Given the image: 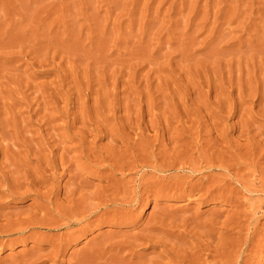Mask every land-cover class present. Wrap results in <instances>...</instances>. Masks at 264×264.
Returning <instances> with one entry per match:
<instances>
[{"label":"rangeland","instance_id":"rangeland-1","mask_svg":"<svg viewBox=\"0 0 264 264\" xmlns=\"http://www.w3.org/2000/svg\"><path fill=\"white\" fill-rule=\"evenodd\" d=\"M64 127L70 129L67 131ZM72 129L80 132L79 135ZM63 134L70 137L62 139ZM80 138L85 141L83 144ZM100 145V148L104 147L100 149ZM41 149L45 150L42 152ZM36 151L40 155L38 152L35 155ZM51 154L54 157L65 156L64 159L51 158ZM99 154H105L107 162L102 163L103 166L97 160L101 156ZM10 155L17 159L14 163L13 159L9 162ZM42 156L45 163L40 160ZM48 161L49 164L54 162L52 167H48ZM75 162L87 165V169L78 173L88 183V192L105 188L113 178L112 183L117 182L129 193L136 188L137 197L143 195L141 205L130 213H133V221L124 225L104 224L87 230L84 228L86 225L78 226L76 229L80 236L77 235L76 242L66 248L65 255L56 262L44 261V264L75 263V256L82 249L89 246V251L92 247L95 249L103 241L102 236L109 234L114 238L108 240L111 241L110 246L107 241L102 242L106 243L103 264H108L106 262H110L112 255L117 253L113 250L115 243L125 238V241H132L142 231V235L149 236L153 232L152 225H158L155 228L160 230L163 227L164 230L169 229L163 240L160 232L152 234L159 235V240L155 239L157 243L162 241L161 245L154 248L146 245L144 248L135 243L139 249L135 248L136 255L134 258L129 256L128 262L140 259L146 264H155V260L161 262L163 260L158 259V253L166 244L170 246L167 245V249H176L181 243L185 248L189 238L208 242H212L213 236L225 238L226 229L235 228L227 222L238 217L232 203H238L239 199L242 203L244 199L246 202L242 209L246 211L250 201H264L261 193L264 188V0H0V169H3L0 174L11 178L16 172L23 174L29 169L41 172L58 165L56 174H61L56 176L57 197L63 200L74 182L71 171L78 169ZM92 164L96 167H89ZM59 166L64 167L67 173ZM194 170L198 171L197 174ZM255 172L261 174L253 176ZM169 176H175L176 181L172 178L171 181ZM229 176L232 179L229 180ZM208 179L213 184L208 183ZM235 180L240 181L239 185ZM180 181L187 186L186 192L194 184L204 183L198 195H206L205 199L172 196L176 187L184 190ZM126 184L129 187L124 186ZM241 184H244V190ZM171 188L173 192H170ZM248 188L249 191L253 189V194L251 191L248 193ZM154 189L165 194L155 198ZM149 190L153 191L152 194ZM5 191L0 182L2 214H19L38 206L33 197L15 199ZM227 191L235 192L230 195ZM218 194L223 195L222 201L213 199ZM126 204L121 208L127 207ZM110 210L108 215L114 216L116 210ZM119 211L116 215L123 213ZM241 220L244 222L246 219L242 217ZM261 220L250 242L252 246H258L261 255L249 264H264L261 258L264 260V219ZM163 222L165 224L162 225ZM222 223L229 227L224 228ZM4 224L0 222L1 226ZM235 231L233 235L228 233L235 243L243 242L248 236L245 231L240 233L238 228ZM41 248L49 246L36 242L0 246V264H18L22 254ZM122 255L128 257L126 251H122Z\"/></svg>","mask_w":264,"mask_h":264},{"label":"bare ground","instance_id":"bare-ground-1","mask_svg":"<svg viewBox=\"0 0 264 264\" xmlns=\"http://www.w3.org/2000/svg\"><path fill=\"white\" fill-rule=\"evenodd\" d=\"M69 124V123H68ZM73 124V123H72ZM65 126V125H64ZM69 126H71V125H68V127ZM84 126H85V124H84ZM84 126H83V128H84ZM90 126V125H89ZM61 127V126H60ZM63 127V126H62ZM86 127V126H85ZM92 127V126H91ZM53 128V127H52ZM56 128L57 127H55V129L54 130H56ZM59 128V127H58ZM65 128V130H67L66 128L67 127H64ZM64 128L62 129V130H64ZM73 128V127H72ZM90 128V127H89ZM70 129V128H69ZM68 129V130H69ZM75 129V128H74ZM74 129H72V130H74ZM54 130H52V131H54ZM58 130H60V128L58 129ZM57 130V131H58ZM67 130V131H68ZM86 130H88V129H86ZM74 131H76V130H74ZM74 131H73V133H74ZM55 132V131H54ZM65 132V131H64ZM70 132V131H69ZM98 132V131H97ZM68 133V132H67ZM72 133V132H71ZM70 133V134H71ZM76 133H77V131H76ZM75 133V134H76ZM79 133L80 132H78L77 134L79 135ZM69 134V133H68ZM77 134H76V136H77ZM83 134V133H82ZM85 134H86V132H85ZM54 135V134H53ZM62 135V134H61ZM61 135H60V137H61ZM101 135V134H100ZM52 136V135H51ZM50 136V137H51ZM58 137H59V135H57ZM63 136H64V134H63ZM72 136V135H71ZM83 136V135H82ZM93 136H95V135H93ZM99 136V135H98ZM53 137V136H52ZM65 137H67V135H65L64 137H62V139L63 138H65ZM70 137V136H69ZM69 137H67V138H69ZM73 137V136H72ZM79 137V136H78ZM85 137V136H84ZM103 137V136H102ZM102 137H101V139H102ZM54 138V137H53ZM55 138H56V136H55ZM67 138H65V139H67ZM76 139H78L79 140V138H77V137H75ZM74 138V139H75ZM86 138V137H85ZM88 138H89V136H88ZM61 138H59L58 140H60ZM74 139H73V141H74ZM54 140V139H53ZM57 140V139H56ZM55 140V141H56ZM68 140H70V139H68ZM67 140V141H68ZM72 140V139H71ZM80 140H81V138H80ZM46 141V140H45ZM44 141V142H45ZM62 141V140H61ZM64 141L65 140H63V143H64ZM77 141V140H76ZM87 141V140H86ZM43 142V141H42ZM57 142V141H56ZM79 142V141H78ZM85 141L82 139L81 140V142L80 143H84ZM95 142V141H94ZM46 143H48V139H47V141H46ZM53 143H55L54 141H53ZM88 143V142H87ZM98 143H100V142H98ZM97 143V144H98ZM41 144H43V143H41ZM40 144V145H41ZM93 144V143H92ZM96 144V145H97ZM43 145H45V143L43 144ZM48 145V144H47ZM46 145V146H47ZM51 145V144H50ZM78 145H80L79 143H78ZM59 146V145H58ZM91 146V145H90ZM103 146V145H102ZM43 147V146H42ZM48 147H50V146H48ZM80 147V146H79ZM83 147V146H82ZM93 147H94V145H93ZM101 147V145L99 146V148ZM104 147V146H103ZM102 147V148H103ZM45 148V147H44ZM56 148H58V147H56ZM63 148V147H62ZM75 148H78V147H75ZM81 148V147H80ZM95 148H96V146H95ZM102 148H100V149H102ZM35 149H37V148H35ZM59 149V148H58ZM57 149V150H58ZM82 149V148H81ZM80 149V150H81ZM83 149H84V147H83ZM87 149V148H86ZM94 149V148H93ZM97 149V148H96ZM105 149V148H104ZM212 149V148H211ZM38 150V149H37ZM39 150H40V148H39ZM42 150V149H41ZM43 150H45V149H43ZM43 150H42V152H43ZM52 150H54L55 151V149H52ZM56 150V151H57ZM60 150V149H59ZM63 150H65V152H66V149H63ZM69 150V149H68ZM72 150V149H71ZM78 150V149H77ZM79 150V151H80ZM88 150V149H87ZM89 150H90V147H89ZM98 150V149H97ZM210 150V149H209ZM28 151V150H27ZM26 151V152H27ZM32 151V150H31ZM70 151V150H69ZM68 151V152H69ZM76 151V150H75ZM79 151H77V152H79ZM90 151H93V150H90ZM95 151V150H94ZM93 151V153L95 154L96 152H94ZM203 151V150H202ZM37 152L38 151H36V153H35V155H37ZM41 152V153H42ZM53 152V151H52ZM52 152H50V153H52ZM62 152H64V151H62ZM64 152V153H65ZM68 152H67V154H68ZM89 152V151H88ZM199 152V151H198ZM209 152V151H208ZM28 153H29V151H28ZM27 153V154H28ZM32 153V152H31ZM39 153V155H40V152H38ZM56 153V152H55ZM76 153V152H75ZM79 153H81V152H79ZM92 153V152H91ZM91 153H90V155H91ZM103 153H105V151L103 150ZM187 153V152H186ZM194 153V152H193ZM231 153V152H230ZM16 154V153H15ZM30 154V153H29ZM28 154V155H29ZM33 154H34V151H33ZM85 154H86V152H85ZM101 154H102V150H101ZM101 154H99V155H101ZM106 154V153H105ZM105 154H103V155H105ZM189 154V153H188ZM203 154H205V153H203ZM214 154V153H213ZM212 154V155H213ZM35 155H33L34 157H35ZM42 155H44V154H42ZM52 156H51V158L52 157H54L53 156V154H51ZM54 155H57V154H54ZM96 156H97V154H95ZM103 155H101V156H98L97 158V160H99L100 162H101V164L103 163L104 164V162L106 161V157H104ZM181 155V154H180ZM201 155V154H200ZM210 155V154H209ZM216 155V154H215ZM222 155V154H221ZM11 156V155H10ZM16 156V155H15ZM20 156V155H19ZM63 156H65L64 154H62V156H56V157H62V159H64L63 158ZM67 156V155H66ZM78 156V155H77ZM85 155H83V157H84ZM92 156H93V154H92ZM95 156V157H96ZM207 156V155H206ZM235 156V155H234ZM6 157H8V156H6ZM12 158H9V162H10V160H12L13 159V162L12 163H14V161H16L17 159H14L13 158V156H11ZM25 157V156H24ZM27 157V156H26ZM25 157V158H26ZM29 157V156H28ZM27 157V158H28ZM31 157V156H30ZM34 157H33V160H34ZM37 157V156H36ZM35 157V158H36ZM45 157H47L46 155H45ZM56 157H54V158H56ZM95 157H93V159L95 158ZM167 157V156H166ZM180 157V156H179ZM186 157H187V155H186ZM185 157V158H186ZM228 157H229V155H228ZM41 158V157H40ZM59 158L57 159V160H59ZM73 158H75V157H73ZM79 158H81V157H79ZM85 158V157H84ZM91 158V157H90ZM147 158H149V157H147ZM154 158V157H153ZM156 158V157H155ZM203 158V157H202ZM211 158V157H210ZM217 158V157H216ZM232 158V157H231ZM235 158H237V157H235ZM234 158V159H235ZM6 159V158H5ZM37 159V158H36ZM46 159V158H45ZM48 159V158H47ZM46 159V160H47ZM62 159H60V160H62ZM65 159H68V158H66L65 157ZM156 159H159V158H156ZM166 159V158H165ZM179 159V158H178ZM190 159V158H189ZM189 159H188V161H189ZM199 159L201 160V157H199ZM205 159V158H204ZM207 159V158H206ZM209 159V158H208ZM212 159H213V157H212ZM219 159V158H218ZM25 160V159H24ZM26 160H28V159H26ZM32 160V161H33ZM40 160H42V161H44V163H45V160H44V158H43V156H42V159H40ZM74 161H76L75 159H73ZM73 160L71 161V162H73ZM77 160H78V157H77ZM108 160V159H107ZM146 160V159H145ZM150 160V159H149ZM148 160V161H149ZM161 160V159H160ZM173 160H174V158H173ZM182 160V159H181ZM7 161V160H6ZM35 161V160H34ZM38 161V160H37ZM36 161V162H37ZM51 161V160H50ZM52 161H53V159H52ZM80 160H78V162H79ZM81 161L82 162H84L83 161V159L81 158ZM89 159H88V163H89ZM92 161V160H91ZM109 161V160H108ZM155 161V160H154ZM153 161V162H154ZM159 161V160H158ZM176 161H177V157H176ZM175 161V162H176ZM202 161V160H201ZM208 161V160H207ZM212 161H214V160H212ZM231 161V160H230ZM236 161V160H235ZM8 162V164H10L11 165V163H9ZM47 162V161H46ZM54 162H55V160H54ZM53 162V163H54ZM57 162V161H56ZM55 162V163H56ZM62 162V161H61ZM64 162V161H63ZM62 162V163H63ZM86 162V161H85ZM95 162H96V160H95ZM95 162H93V163H95ZM107 162V161H106ZM105 162V163H106ZM155 162H157V161H155ZM182 162V161H181ZM181 162H179V163H181ZM183 162H184V159H183ZM197 162V161H196ZM204 162V161H203ZM205 162H206V160H205ZM210 162V161H209ZM224 162V161H223ZM3 163V162H2ZM4 163H5V161H4ZM37 163H39V161L37 162ZM36 163V164H37ZM42 162H40V164H41ZM52 162L49 164V161H48V164H49V166L48 167H50L52 164H53ZM68 163V162H67ZM69 163H70V158H69ZM74 163V162H73ZM76 163V162H75ZM97 163V162H96ZM145 163V162H144ZM151 163V162H150ZM149 163V165L150 166H152L151 164ZM178 163V164H179ZM186 163V162H185ZM187 163H190V162H187ZM193 163V162H192ZM208 163V162H207ZM215 163H216V161H215ZM218 163H219V161H218ZM221 163V162H220ZM246 163H248V162H246ZM255 163V162H254ZM65 164H66V162H65ZM64 164V165H65ZM77 164V163H76ZM103 164L101 165V166H103ZM153 164V163H152ZM168 164V163H167ZM213 164H214V162H213ZM227 164V163H226ZM251 164V163H250ZM2 165V164H1ZM16 165V164H15ZM15 165H13V166H15ZM44 165V164H43ZM55 165V164H54ZM69 165V164H68ZM67 165V167H69ZM71 165V164H70ZM78 165V164H77ZM94 165H96V164H92L91 166H89V167H93ZM97 165H98V163H97ZM99 165H100V163H99ZM105 165H107V164H105ZM127 165V164H126ZM145 165V164H144ZM146 165H147V163H146ZM153 165H155V164H153ZM157 165H158V162H157ZM171 165V164H170ZM176 165H177V163H176ZM181 165H182V163H181ZM194 165V164H193ZM209 165V164H208ZM229 165V164H228ZM227 165V166H228ZM243 165V164H242ZM246 165V164H245ZM249 165V164H248ZM252 165V164H251ZM3 166V165H2ZM5 166H6V164H5ZM42 166V165H41ZM47 166V165H46ZM58 165H55V166H53V168H51V169H49V170H43V171H37L36 169H31L32 171H30V169H29V172L28 171H24V173L23 174H20V172H16L15 173V176L14 177H12L11 176V178H7V177H4V176H2L1 174H0V182L3 184V187L5 186V189H6V191L5 192H7L8 194H9V196L10 197H12V198H15V199H19V198H21V197H23V196H29V197H33L34 199H35V202H37L36 203V205H38L37 206V208H35V209H28V210H26L25 212H23V213H19V214H11V213H9L10 215H5V214H2V213H0V222L2 223V222H4L5 224L4 225H0V246H10V247H13V245H15V244H17V243H19V242H24V244H30V242L31 243H33V242H36L37 244H43V245H48L49 246V248H47V249H43V248H41V250H29V251H27L26 252V254L24 253V254H22V256H21V259H20V261H18L19 263L18 264H42L44 261H48V262H50V261H52V262H56L58 259H60L61 257H63L64 255H65V253H66V248L67 247H69V246H71V244H73V242H76V240H77V235H79L78 233H79V231H77V229H79V228H77L78 226H80V225H82V227H84L85 225V230H87L88 228H90V227H95V226H103L104 224H112V226L113 225H124L126 222H128V221H133V219H131L132 218V214H130L131 212H133V208H135L136 206H138L140 203H141V200H142V197H143V195H141L142 197H137V195L138 194H136L134 191H136V188H135V190L132 192V193H129L128 192V189L126 190V188L125 189H123V187L121 188L118 184H117V182H116V184L115 183H112L111 181H112V179H111V181H110V185L108 184V186H106L105 188H102V189H99L98 190V188H97V191H94V192H88L89 191V186H88V188L86 189V187H87V182H84V179H82V176H80V173H78V171L80 170H84L85 168H86V166L87 165H84L83 163H82V165H78V169H76L75 171H71L70 169H71V167H72V165L69 167L70 169H68V170H70L71 172H72V175H73V177H72V179H74L73 181L74 182H72V184H71V187H69V190H67V193H65V195H64V198H63V200L61 199V200H59L58 199V191H57V186H56V176H59L60 174H61V172H59L58 174H56L57 173V170H58V167H57ZM73 166H75V165H73ZM142 166V165H141ZM166 166V165H165ZM164 166V167H165ZM174 166V165H173ZM178 166V165H177ZM184 166V165H183ZM181 167V168H184L185 169V167ZM186 166H188V164L186 165ZM190 166V165H189ZM204 166L206 167V165L204 164ZM211 166H213L212 164H211ZM215 166V165H214ZM214 166H213V168H214ZM222 166V165H221ZM225 166V165H224ZM231 166V165H230ZM253 166H255V165H253ZM7 167V166H6ZM12 167V166H11ZM15 167H17V165L15 166ZM45 167V166H44ZM48 167H47V169H48ZM52 167V166H51ZM60 167V170L62 171V169L61 168H63V170H64V172H66V169H64V167H66V165L64 166V167H62V166H59ZM76 167V166H75ZM74 167V168H75ZM89 167H88V169H89ZM94 167H96V166H94ZM98 167H100V166H98ZM112 167V166H111ZM157 167V166H156ZM159 167H162V166H160L159 165ZM169 167V166H168ZM172 167V166H171ZM198 167V169L199 168H201L200 166H197ZM219 167V166H218ZM217 167V168H218ZM231 167H233V166H231ZM230 167V168H231ZM245 167V166H244ZM248 167V166H247ZM256 167V166H255ZM25 169H27V167H24ZM73 168V167H72ZM77 168V167H76ZM101 168V167H100ZM99 168V169H100ZM103 168V167H102ZM125 168V167H124ZM130 168H131V166H130ZM144 168V167H143ZM146 168V167H145ZM147 168H150V167H148L147 166ZM154 168V167H153ZM153 168H151V169H153ZM176 168V167H175ZM190 168H192L193 169V167H190ZM207 168H209V167H207ZM212 168V167H211ZM215 168H216V166H215ZM221 168H224V170H225V167H221ZM235 168V167H234ZM249 168V167H248ZM252 168V167H251ZM20 169V168H19ZM40 169V166H38V170ZM43 169V167H41V170ZM87 169V168H86ZM91 169V168H90ZM89 169V170H90ZM93 169V168H92ZM95 169H97V168H95ZM112 169H114V167H112ZM121 169V168H120ZM123 169V168H122ZM156 169V168H155ZM155 169H153V170H155ZM159 169V168H158ZM197 168H195V170H196ZM201 169H203V167L201 168ZM200 169V170H201ZM237 169V168H236ZM247 169V168H246ZM250 169V168H249ZM252 169H254V168H252ZM1 170H3V169H0V172H1ZM53 171V173H49V172H52ZM124 170V169H123ZM122 170V171H123ZM133 170V169H132ZM135 170V169H134ZM161 170H163V168L161 169ZM166 170V169H165ZM168 170H170V169H168ZM179 170V169H178ZM186 170V169H185ZM189 171H190V169H188ZM187 170V171H188ZM194 170V173L196 172V174H197V172L198 171H195ZM70 171H68V172H70ZM86 171V170H85ZM116 171V170H115ZM114 171V172H115ZM118 171V170H117ZM157 171V170H156ZM155 171V172H156ZM206 171H207V169H206ZM213 171V170H212ZM211 171V172H212ZM226 171H227V168H226ZM257 171H259L258 169H257ZM256 171V172H257ZM14 172V171H13ZM70 172V173H71ZM119 172V171H118ZM149 172V171H148ZM162 172V171H161ZM191 172H193V171H191ZM200 172V171H199ZM202 172V171H201ZM203 172H204V170H203ZM209 172V171H208ZM233 171H231V173H232ZM252 173L253 174V176H254V174H255V176L256 175H258V173H260V172H258V173ZM63 173V172H62ZM67 173V172H66ZM151 173V172H150ZM159 173V172H158ZM207 173V172H206ZM213 173V172H212ZM229 173V172H228ZM7 174V173H6ZM14 174V173H13ZM48 174H50L49 176H48ZM163 174V173H162ZM233 174V173H232ZM238 174V173H237ZM261 174V173H260ZM179 175V174H178ZM178 175H177V177L176 178H178ZM193 175V174H192ZM233 175H235V173L233 174ZM68 176V175H67ZM210 176V175H209ZM227 176H228V174H227ZM239 177H240V175H238ZM175 178V176H169V178L171 179H173L174 180V178ZM188 177H190V176H188ZM205 177H208V176H205ZM215 177V176H214ZM226 177V176H225ZM234 177V176H233ZM241 177H242V175H241ZM209 178V177H208ZM216 178V177H215ZM228 177H226L225 179H227ZM71 179V178H70ZM141 179V178H140ZM167 180H169L168 179V177L166 178ZM171 179V181H173ZM205 178H203L202 180H204ZM210 179V178H209ZM208 179V180H209ZM212 179V178H211ZM230 179H232L230 176H229V180ZM234 179V178H233ZM240 179V181H241V178H239ZM242 179H243V177H242ZM258 179V178H257ZM110 180V179H109ZM144 180V179H143ZM143 180L142 181H140V182H143ZM178 180V179H177ZM186 180H188V179H186ZM201 180V179H200ZM201 180V181H202ZM213 180V179H212ZM215 180H217V178L215 179ZM238 180V179H237ZM262 180V179H261ZM260 180V181H261ZM114 181H115V179H114ZM139 181V180H138ZM174 181H176V179L174 180ZM206 181H207V179H206ZM210 181V180H209ZM220 181V180H219ZM222 181H224V180H222ZM227 181V180H226ZM236 181V180H235ZM239 181V182H240ZM139 182V183H140ZM145 182V181H144ZM181 182V181H180ZM217 182V181H216ZM228 182V181H227ZM232 182V181H231ZM233 182H234V180H233ZM236 182H238V181H236ZM239 182L237 183L238 185H239ZM243 182V181H242ZM241 182V183H242ZM87 183V184H86ZM112 183V184H111ZM155 183V182H154ZM171 183V182H170ZM182 183V182H181ZM181 183H179V185H180V187H181ZM199 183V182H198ZM202 183V182H201ZM201 183H199V186L201 187H199V186H196V184H194V186H191V190L189 191L188 190V192H186L185 190L187 189L184 185H183V183H182V185L185 187L184 188V190L182 189H177V187H176V193H172L171 195L173 196L174 194H177L176 196H178V197H180V198H183V199H190L191 200V198H196L197 196H198V198H200L201 200L203 199H205V197H206V195H202V193H201V195H198V194H200V192L202 191V189L204 188V183L203 184H201ZM208 183H211V181L210 182H208ZM220 183V182H219ZM222 183V182H221ZM220 183V184H221ZM226 183V182H225ZM247 183H251V184H253L252 182H247ZM255 184H256V182H254ZM263 183V182H262ZM128 184H130V183H128ZM141 184V183H140ZM148 184H149V182H148ZM153 183H151V185H152ZM174 184V183H173ZM172 184V186H173V188H174V185ZM176 184V183H175ZM185 184V183H184ZM211 184H213V181H212V183ZM218 184V182L216 183V185ZM223 184V183H222ZM259 184H261V182L259 183ZM258 184V185H259ZM58 185V184H57ZM150 185V184H149ZM155 184H153V186H154ZM157 185V184H156ZM178 185V184H177ZM178 185V186H179ZM188 185H190V184H188ZM242 185H244V184H241V186ZM248 185V184H247ZM254 185V184H253ZM27 187L23 192H20V190H22L24 187ZM122 186V185H121ZM124 186H127V184L126 185H124ZM138 186H139V184H138ZM141 186V185H140ZM144 186V185H143ZM148 186V185H147ZM159 186V185H158ZM157 186V187H158ZM172 186H170V187H172ZM206 186V185H205ZM210 186H213V185H210ZM215 186V185H214ZM213 186V187H214ZM246 186V185H245ZM255 186H257V184L255 185ZM262 186V185H261ZM264 186V185H263ZM127 187H129V185L127 186ZM145 187V186H144ZM150 187H152V186H149V188ZM203 187V188H202ZM249 187V186H248ZM65 188V187H64ZM139 188H141V187H139ZM143 188V187H142ZM169 188V187H168ZM167 187H166V189H168ZM173 188H171V190L173 189ZM242 188H243V190H244V187L242 186ZM250 188V187H249ZM249 188L247 189V191H248V193L251 191H249ZM132 189H134V188H132ZM152 189H153V187H152ZM165 189V188H164ZM188 189H190V186H189V188ZM211 189V188H210ZM245 189H246V187H245ZM261 189V188H260ZM258 190V191H261V190ZM13 190H16V191H13ZM88 190V191H87ZM94 190V189H93ZM92 190V191H93ZM130 190V189H129ZM138 190V189H137ZM141 190V189H140ZM146 190H148V189H146ZM161 190V189H160ZM162 190H163V188H162ZM169 190V189H168ZM204 190H206V189H204ZM234 190V189H233ZM150 191V193H151V191L152 190H149ZM157 191H159V190H157ZM165 191H167V190H165ZM174 191H175V189H174ZM240 191V190H239ZM242 191V190H241ZM246 191V190H245ZM252 191H253V189H252ZM250 192V193H252L253 194V192ZM258 191H257V193H258ZM139 192V191H138ZM153 192V191H152ZM154 192H155V189H154ZM170 192H173V190L172 191H170ZM228 192V191H227ZM233 192H235V191H233ZM233 192H230L231 194L233 193ZM150 193H148V196H149V194ZM161 193H164L165 194V192H163V191H161ZM160 191L159 192H155V193H153L154 194V196H155V198H157L160 194ZM204 193V192H203ZM213 193V192H212ZM211 193V194H212ZM229 193V192H228ZM229 193V194H230ZM247 193V192H246ZM261 193L264 195V188L262 189V191H261ZM136 194V195H135ZM141 194V193H140ZM143 194V193H142ZM152 194V193H151ZM170 194V193H169ZM208 194V193H207ZM209 194H210V192H209ZM230 194V195H231ZM234 194V193H233ZM236 194V193H235ZM135 195V196H134ZM145 196L144 197H146V194H144ZM163 195V194H162ZM168 195V194H167ZM166 195V196H167ZM219 195V194H218ZM245 195V194H244ZM161 196V195H160ZM170 196V195H169ZM210 197L211 196H214V195H209ZM220 196V197H219ZM219 196H215V197H213V199L214 198H217V199H219V200H223L224 199V197H223V195L221 196V195H219ZM227 196V195H226ZM233 196V195H232ZM236 196H237V194H236ZM258 196H259V194H258ZM262 196V195H261ZM234 197V196H233ZM148 198V197H147ZM177 198V197H176ZM223 198V199H222ZM229 198H230V196H229ZM197 199V198H196ZM207 199V198H206ZM226 199H228V198H226ZM248 199V198H247ZM193 200V199H192ZM195 200V199H194ZM202 200V201H203ZM233 200V199H232ZM232 200H230V202L232 201ZM244 200V199H243ZM242 200V203H240L239 201H240V199H239V201H237L238 203H232V205H234V209L236 210V215L238 216V217H234V218H232V220H229V222H227L229 225L230 224H233V226H235V228L233 227V229L231 230V229H226V233H224L225 235H226V237L224 238V237H216V238H214V236H213V240H215V241H217V242H215V241H213L212 239V242H208V241H205L204 239H201V238H199V239H194V238H189V241H187V243L185 242V248L184 247H182V246H184V245H181L180 244V246H178V247H175L176 249H167L166 248V246L168 245V244H166L165 246H164V248H162V252L161 253H158L159 255V258L158 259H162L163 261H161V262H156V260L154 261V263L155 264H249V263H252L253 261H255V259L258 257V255H261V251H260V249L258 248V246H252L251 245V241H252V239H251V236L255 233L254 231L256 230V228L261 224V219H264V201H261V200H259L260 202H255V201H250V203L248 202V200H247V202L249 203L248 205H249V207H248V209L246 210V211H244L242 208H244V206H245V202ZM220 201V202H221ZM143 202H144V200H143ZM219 202V201H218ZM229 202V201H228ZM127 203V204H126ZM244 203V204H243ZM122 204H126V205H128L127 207H122V208H124V209H122L121 208V206H123ZM143 204V203H142ZM145 204V203H144ZM141 205V204H140ZM248 205H246V206H248ZM233 207V206H232ZM111 208H114V210H116V214H118L117 213V211L118 210H122L121 212H123L122 214L120 213V211H119V213L121 214H119V215H116V214H114V216H109L108 215V213L109 212H111ZM110 210V211H109ZM136 210V209H135ZM109 211V212H108ZM232 212H234V211H232ZM16 213H18V212H16ZM161 214H163V213H161ZM234 214V215H235ZM131 215V216H130ZM166 215V214H165ZM109 216V217H108ZM163 216V215H162ZM166 217V216H165ZM231 217H233V216H231ZM243 217V218H245L246 220L243 222L242 220H241V218ZM159 218V217H158ZM168 218V217H167ZM216 218V217H215ZM228 218V217H227ZM230 218V217H229ZM153 219V218H152ZM90 220H94V221H90ZM156 220V219H155ZM164 220V219H163ZM175 220V219H174ZM173 220V221H174ZM152 222H155L154 220H151ZM150 221V222H151ZM183 221V220H182ZM185 221V220H184ZM196 221H199V220H196ZM216 221V220H215ZM214 221V222H215ZM223 221H225V220H223ZM86 222H91L89 225H87V224H85ZM157 223H161V221H156ZM172 222V221H171ZM176 222V221H175ZM186 222V221H185ZM209 222V221H208ZM214 222H212V223H214ZM225 222V223H226ZM130 223H132V222H130ZM129 223V224H130ZM167 223V222H166ZM195 223H198V222H195ZM206 223V222H205ZM243 223H245V224H243ZM248 223V224H247ZM128 224V223H127ZM128 224V225H129ZM150 224V223H149ZM153 224H156V223H153ZM163 224H165L164 222L162 223V225ZM176 224V223H175ZM183 224H184V222H183ZM188 224V223H187ZM216 224H217V221H216ZM216 224H214L215 226H217ZM222 224H224V223H222ZM228 224H226V226H228ZM84 225V226H83ZM157 225V224H156ZM159 225H161V224H159ZM161 225V226H162ZM169 225V224H168ZM198 225H199V223H198ZM207 225V224H206ZM148 226V225H147ZM146 226V227H147ZM177 226V225H176ZM195 224H194V228H195ZM205 226V225H204ZM208 226H210V225H208ZM215 226H214V228H215ZM218 226H219V223H218ZM223 226H225V224L223 225ZM226 226L224 227V228H226ZM109 227H111V225H109ZM109 227H107V228H109ZM154 227V228H153ZM155 227H158V225L157 226H155V225H152V229H151V232L152 233H150L151 235H149L148 236V234L147 235H142L143 234V231L141 232L142 234L141 235H136L133 239H132V241H129L128 239L125 241V239H123L124 241H120V242H117V243H115L114 244V246L113 245H111V247H109L110 245H109V243L111 242V241H109L108 242V240L110 239V238H112L109 234L108 235H103L102 236V238H103V241L105 242V241H107L108 243V247L111 249L112 248V246L114 247L113 248V250L115 251L116 250V252L117 253H114V251H112V253H114V256L112 255V258L110 259V262L112 263V264H146L145 262H143V259H140V261L138 260V262H128V260H126V259H128L129 258V256H133V258H134V256L136 255V253L134 252V250H135V248H136V250L137 249H139L138 248V246H136L135 245V243H140V245L139 246H141V247H146V245L147 246H151V247H157V246H159V245H161V242L159 243H157V239H158V237H159V235L161 234V236H163L164 234H166L167 235V233H168V230H167V228L164 230V227L162 228L163 230H160V228H155ZM160 227V226H159ZM165 227H167L166 225H165ZM185 227V226H184ZM207 227V226H206ZM229 227V226H228ZM231 227V226H230ZM263 227H264V223H263ZM77 228V229H76ZM149 228H150V226H149ZM149 228H147L148 229V231H149ZM202 228V227H201ZM200 228V229H201ZM213 228V229H214ZM236 228H238V229H240V233L242 232H247V238L245 237V239H243L242 241L243 242H239V243H235V242H233V240L230 238V236H228L229 234L228 233H232V235H233V231H235V229ZM147 229H145L144 231H147ZM177 229V228H176ZM197 229H198V227H197ZM262 229V228H261ZM80 230H81V232H80V234L83 232L82 231V229L80 228ZM112 230V229H111ZM167 230V231H166ZM170 230H171V228H170ZM173 230V229H172ZM210 230V229H209ZM211 230H212V227H211ZM221 230H222V228H221ZM225 230V229H224ZM232 231V232H229V231ZM147 231V232H148ZM156 231V232H155ZM157 231L158 232H160L159 233V235H152L154 232L155 233H157ZM166 231V232H165ZM205 231L206 232H210V231H207L206 229H205ZM213 231V230H212ZM260 231V230H259ZM78 232V233H77ZM85 232V231H84ZM171 232V231H170ZM197 232V231H196ZM206 232H205V234H206ZM217 232H219V231H217ZM222 233H223V231H221ZM221 232L219 233V235L221 236ZM238 231H237V233H239ZM172 233V232H171ZM171 233H169V235L171 234ZM214 233H216V232H213V234ZM235 233H236V231H235ZM234 233V234H235ZM158 234V233H157ZM173 234V233H172ZM174 234H175V232H174ZM173 234V235H174ZM184 234H186V233H184ZM191 234H192V231H191ZM210 234H212V232H210ZM210 234L208 233L207 235H209L210 236ZM224 234H222V235H224ZM197 235V234H196ZM200 235H201V233H200ZM206 235V236H207ZM216 235V234H215ZM224 235V236H225ZM242 235V234H241ZM80 236V235H79ZM187 236H190V235H187ZM195 236V235H194ZM199 236V235H198ZM202 236H204L203 234H202ZM212 236V235H211ZM114 237V236H113ZM120 237V236H119ZM128 237H130V236H128ZM127 237V238H128ZM169 237V236H168ZM173 237V236H172ZM182 237V236H181ZM200 237V236H199ZM205 237V236H204ZM203 237V238H204ZM250 237V238H249ZM253 237V236H252ZM155 238H157V239H155ZM160 238H162V240H163V238H164V236L163 237H160ZM207 238V237H206ZM212 238V237H211ZM242 238V237H241ZM241 238H239V239H241ZM112 239H114V238H112ZM153 239H155L156 240V242L153 240ZM182 239V238H181ZM187 239H188V237H187ZM209 239H210V237H209ZM159 240V239H158ZM183 240H185L184 238H183ZM183 240H181V241H183ZM234 240H237V239H234ZM256 240V239H255ZM102 241V240H101ZM100 241V242H101ZM102 241V242H103ZM117 241H118V239H117ZM154 241V242H153ZM167 241V240H166ZM238 241V240H237ZM100 243L99 245H97L96 246V250L92 247V250H90V251H92V252H90L89 251V248H91L90 246H89V248L88 247H86L85 249L86 250H84V249H82L80 252L81 253H79L78 255H76L75 256V259H74V261H75V263L76 264H97V263H100V264H103V255L104 256H106L105 255V246H106V243ZM169 242H171V241H169ZM183 242V243H184ZM189 242V243H188ZM215 242V243H214ZM258 242V241H257ZM256 242V243H257ZM163 243H165V241H163ZM168 243V242H167ZM253 243V242H252ZM112 244H113V242H112ZM170 244V243H169ZM178 244V243H177ZM169 246V245H168ZM172 246V245H171ZM175 246H176V244H175ZM250 246L252 247L251 249H250ZM95 247V246H94ZM140 247V248H141ZM144 247V248H145ZM170 247V246H169ZM173 247V246H172ZM171 247V248H172ZM260 247V246H259ZM87 248H88V250H87ZM107 248V247H106ZM94 249V250H93ZM156 249V248H155ZM154 249V250H155ZM159 249V248H158ZM164 249V250H163ZM84 250V251H83ZM135 250V251H136ZM161 250V249H160ZM83 251V252H82ZM122 251H126L127 252V255H128V257L127 258H125V256H121V253H122ZM95 252V253H94ZM111 252V251H110ZM109 252V253H110ZM124 253V252H123ZM111 254V253H110ZM20 257V256H19ZM109 257V256H108ZM131 258V257H130ZM262 258V262H264V260H263V257H261ZM108 259V258H107ZM139 259V258H138ZM257 259H259V258H257ZM142 260V261H141ZM107 261V260H106ZM109 261V260H108ZM152 261V260H151ZM259 261V260H258ZM110 262H106V263H110ZM75 263H72V264H75ZM104 263H105V261H104ZM110 263V264H111ZM44 264V263H43Z\"/></svg>","mask_w":264,"mask_h":264}]
</instances>
